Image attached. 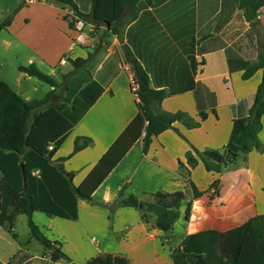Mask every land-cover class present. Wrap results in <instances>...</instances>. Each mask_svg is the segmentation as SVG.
Segmentation results:
<instances>
[{
  "label": "crops",
  "instance_id": "obj_1",
  "mask_svg": "<svg viewBox=\"0 0 264 264\" xmlns=\"http://www.w3.org/2000/svg\"><path fill=\"white\" fill-rule=\"evenodd\" d=\"M71 1L89 14L91 0ZM67 9L52 0H0V22L10 19L0 31V81L26 102L53 91L50 105L82 114L59 142L52 161L63 159L75 187L100 165L106 175L90 200L78 201L75 221L40 212L32 215L43 234L58 242L65 259L53 263L44 248L30 251L34 239H10L0 227V264L20 252L32 256L30 264H84L100 254L123 257L129 264H189L172 258L170 252L186 237L225 233L264 214V115L258 133L261 153L240 155L220 174L206 172L198 159L206 150H222L233 119L248 113L262 72L243 81V71L230 70L228 56L251 65L264 54V6L252 24L237 0H140L132 21L126 10L111 28L85 22L81 30L65 16ZM80 35L86 39L76 44ZM127 52L146 70L150 87L166 92L160 111L184 112L200 122L199 127L174 123L153 138L146 154L143 135L126 145L122 133L137 113ZM77 58L87 62L75 70L69 60ZM31 64L57 87L48 85L42 91L46 83L18 71ZM39 90L41 98L35 97ZM200 112L207 114L206 119H200ZM76 140L90 144L73 153ZM187 153L198 160L188 178L201 195L192 201L185 221L192 194L179 164L188 168ZM121 190L124 197L131 195L140 202L150 201L156 192H182L185 198L179 218L163 233L153 227V220L145 223L135 208L110 211Z\"/></svg>",
  "mask_w": 264,
  "mask_h": 264
},
{
  "label": "trees",
  "instance_id": "obj_2",
  "mask_svg": "<svg viewBox=\"0 0 264 264\" xmlns=\"http://www.w3.org/2000/svg\"><path fill=\"white\" fill-rule=\"evenodd\" d=\"M70 8L86 23H100L111 28L128 13L133 20L140 0H91L89 14L81 13L71 0H52ZM245 19L254 23L258 12L264 6V0H237ZM10 19L0 22V31L7 27ZM130 70L138 86L137 113L122 133L127 146L132 145L142 135L143 153L146 154L153 138L171 129L176 122L188 129L199 127L184 112L165 113L160 104L166 97L163 89H152L146 70L127 52ZM230 70L243 71V81L251 78L257 71L262 72L260 83L252 97V103L245 117L235 118L227 145L222 150H206L198 155L206 172L220 174L223 167L232 164L240 155L246 156L252 151L261 153L262 144L258 133L262 128L264 115V54H258L255 63L249 65L240 58L228 56ZM193 65V57H190ZM75 70L83 68L85 59L69 60ZM18 71L29 77L46 83L51 88L56 83L35 65L18 67ZM53 91L43 99L26 102L0 81V227L5 228L16 240L13 233L14 221L18 215L27 217L30 237L43 246L53 263L65 259L56 241L46 237L33 222L34 212H40L48 218L57 217L75 221L79 200H90L91 194L106 175L103 165L95 169L79 186L72 183L73 173L66 172L61 164L63 159L52 161L59 142L78 122L82 114H72L63 105H50ZM86 109V108H85ZM207 114L200 112L201 120ZM90 140H76L73 153L90 144ZM52 146V148H50ZM186 168L179 164L180 174L186 179L191 190V200L187 202L184 219L190 216L192 201L201 193L188 178L198 160L186 154ZM21 166L24 167V173ZM218 180L213 182L216 185ZM182 192L152 194L151 200L138 201L134 196L124 197L123 190L110 211L120 207H132L139 210L145 223L153 220V227L169 232L180 216L179 207L184 200ZM171 257L187 261L189 264H264V214L250 218L241 226L225 233L207 231L185 238L180 248L170 250ZM44 253V255H45ZM32 256L20 252L7 264H30ZM84 264H129L128 260L112 254H100Z\"/></svg>",
  "mask_w": 264,
  "mask_h": 264
},
{
  "label": "rangeland",
  "instance_id": "obj_3",
  "mask_svg": "<svg viewBox=\"0 0 264 264\" xmlns=\"http://www.w3.org/2000/svg\"><path fill=\"white\" fill-rule=\"evenodd\" d=\"M43 88L44 90L42 91H46L47 89H49V86L44 84ZM42 91L41 90L37 91L35 97L41 98L42 96L40 95ZM6 231H4L5 232L4 234H6L8 238L11 239V236ZM13 233L15 234V236L18 238L19 241H24L25 239L30 237L29 230L27 227V217L25 215L17 216V219L14 222ZM30 251H32L33 253H37L38 251H43V247L37 241L32 240L30 245Z\"/></svg>",
  "mask_w": 264,
  "mask_h": 264
},
{
  "label": "built area",
  "instance_id": "obj_4",
  "mask_svg": "<svg viewBox=\"0 0 264 264\" xmlns=\"http://www.w3.org/2000/svg\"><path fill=\"white\" fill-rule=\"evenodd\" d=\"M65 16L69 19L70 23H72L77 30H81L86 25L85 22L80 19L70 8L66 10ZM85 39L86 38L83 35L78 36V38L76 39V44L83 43ZM137 90L138 86L134 80L133 73H130V92L132 93L135 100H137Z\"/></svg>",
  "mask_w": 264,
  "mask_h": 264
},
{
  "label": "water",
  "instance_id": "obj_5",
  "mask_svg": "<svg viewBox=\"0 0 264 264\" xmlns=\"http://www.w3.org/2000/svg\"><path fill=\"white\" fill-rule=\"evenodd\" d=\"M21 169H22V172L24 173V167L23 166H21Z\"/></svg>",
  "mask_w": 264,
  "mask_h": 264
}]
</instances>
